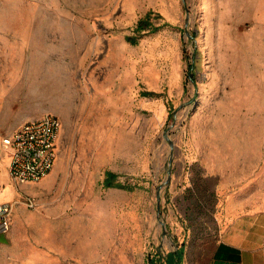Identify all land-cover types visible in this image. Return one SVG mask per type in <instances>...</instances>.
Returning a JSON list of instances; mask_svg holds the SVG:
<instances>
[{
  "label": "rangeland",
  "instance_id": "1",
  "mask_svg": "<svg viewBox=\"0 0 264 264\" xmlns=\"http://www.w3.org/2000/svg\"><path fill=\"white\" fill-rule=\"evenodd\" d=\"M156 1L0 0V161L16 115L53 112L62 124L60 163L78 165L94 154L95 164L129 184L126 201L136 204L132 218L122 191L105 187L115 215L105 216L101 259L85 263L73 255L68 264H162L180 245L178 264H206L213 214L226 196L237 192L264 205V4L203 13L196 0H168L181 6L177 19L161 23L151 11L149 23L137 27ZM115 34L135 38L133 91L118 73L125 62L117 54L123 48L112 44ZM171 35L178 42L177 86L166 79L175 64L165 44ZM143 38L163 41L153 47ZM165 135L173 142L167 184ZM35 196L36 207L47 200L46 193ZM24 240L21 249L30 254L32 238Z\"/></svg>",
  "mask_w": 264,
  "mask_h": 264
},
{
  "label": "crops",
  "instance_id": "2",
  "mask_svg": "<svg viewBox=\"0 0 264 264\" xmlns=\"http://www.w3.org/2000/svg\"><path fill=\"white\" fill-rule=\"evenodd\" d=\"M257 2L196 0L195 3L199 12L235 13L251 11L252 6H257ZM155 4L157 8L151 5L147 12H157L161 23L178 18L180 4L176 3L174 6L168 0H159ZM259 4L262 6L264 0H260ZM181 5L184 7V2H181ZM168 37L166 40L164 38L165 44L168 54H173L175 64L170 65L166 79L168 78L171 86H177L181 80L178 42L172 35ZM162 41L163 38L158 44H151L147 38H143L142 44L149 43L157 47ZM112 44L114 47L119 44L123 48L117 54L125 64L118 73L126 80H131L130 86L127 84L128 81H124L127 87L125 90L133 91L135 89L133 80L137 72L131 65L133 61V55L129 51L131 41L125 34H115ZM39 114L40 111L37 110L16 115L9 122L13 128L7 134L16 130L24 121L40 116ZM55 115L59 118L57 114ZM59 138L60 133L53 167L37 181L21 183L13 181L8 174V156L0 161V164L3 163L0 169V204L13 202L9 228L6 231L0 230V264H68L73 255L77 257L78 262L100 260V254L105 247V216L108 215L107 220L110 221V216L112 218L115 215V202L112 199L107 198L106 201L103 199L105 187L111 188L112 193L122 191L125 199L121 203L125 209L127 207V215L135 218L134 199L126 201L128 191L125 190H129V184L117 180L119 173L113 168L95 164L94 154L91 155L93 160H85L78 165L68 161L62 165L57 158ZM62 190L63 196L60 195ZM44 193L47 194V200L39 207L30 208L22 202H14L23 194ZM222 204V211L213 214L216 223L213 229L215 239L208 252L206 264H264V205H254L248 202L246 196L237 192H230ZM106 227L110 228L109 223ZM29 236L32 238L30 254L26 247L21 249V244L26 242L24 239ZM180 249L183 256L184 246L180 245L175 251L167 253L163 264H176L177 252ZM171 255L173 259L168 263Z\"/></svg>",
  "mask_w": 264,
  "mask_h": 264
},
{
  "label": "built area",
  "instance_id": "3",
  "mask_svg": "<svg viewBox=\"0 0 264 264\" xmlns=\"http://www.w3.org/2000/svg\"><path fill=\"white\" fill-rule=\"evenodd\" d=\"M61 128L60 119L51 112L24 121L16 130L3 136L2 145L8 155V174L15 182L37 181L53 167L56 158V143ZM14 202H22L35 208V195L23 194ZM13 202L0 204V230L9 228Z\"/></svg>",
  "mask_w": 264,
  "mask_h": 264
},
{
  "label": "water",
  "instance_id": "4",
  "mask_svg": "<svg viewBox=\"0 0 264 264\" xmlns=\"http://www.w3.org/2000/svg\"><path fill=\"white\" fill-rule=\"evenodd\" d=\"M186 14H187V12H186ZM190 37H192V35L191 34H188ZM173 114L175 115V111L173 112ZM165 137H166V139L168 140V142H169V144H170V148H171V150H170V152H169V156H168V161H167V163H166V166H165V170H166V172H167V176H166V178H165V180H164V184H167L168 182H169V179H170V170H171V159H172V157H173V151H172V148H173V142L170 140V138L169 137H167L166 135H165ZM160 187V186H159ZM159 187H158V189H157V191H156V195H157V205H156V210H157V212L159 213L160 212V205H159V202H160V198H159ZM160 222L162 223V226H163V234H167L166 233V229H165V224H164V221L162 220V219H160Z\"/></svg>",
  "mask_w": 264,
  "mask_h": 264
},
{
  "label": "trees",
  "instance_id": "5",
  "mask_svg": "<svg viewBox=\"0 0 264 264\" xmlns=\"http://www.w3.org/2000/svg\"><path fill=\"white\" fill-rule=\"evenodd\" d=\"M150 14H151V11L147 12L144 15V17L139 20V23H138L137 27H141L143 24L149 23ZM128 39L131 42H134V40H135L134 36H129ZM192 68H193V64L191 63L190 66L188 67V69L191 70ZM181 257H182V249L178 250V252H177V261H176V264H178V260H180ZM148 264H158V263L154 260V258H150L148 260Z\"/></svg>",
  "mask_w": 264,
  "mask_h": 264
},
{
  "label": "bare ground",
  "instance_id": "6",
  "mask_svg": "<svg viewBox=\"0 0 264 264\" xmlns=\"http://www.w3.org/2000/svg\"><path fill=\"white\" fill-rule=\"evenodd\" d=\"M155 40H156V39H155ZM150 41H153V40H150ZM154 43H155V42H154ZM154 43H153V44H154Z\"/></svg>",
  "mask_w": 264,
  "mask_h": 264
}]
</instances>
